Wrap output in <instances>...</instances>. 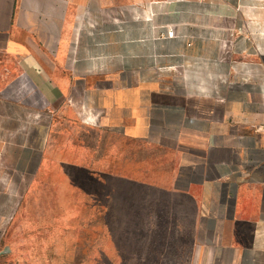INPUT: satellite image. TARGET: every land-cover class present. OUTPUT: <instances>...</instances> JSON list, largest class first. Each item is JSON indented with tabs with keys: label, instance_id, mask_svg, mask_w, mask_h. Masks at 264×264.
I'll use <instances>...</instances> for the list:
<instances>
[{
	"label": "crops",
	"instance_id": "1",
	"mask_svg": "<svg viewBox=\"0 0 264 264\" xmlns=\"http://www.w3.org/2000/svg\"><path fill=\"white\" fill-rule=\"evenodd\" d=\"M69 109L171 157L109 181L110 244L264 264V0H0V264H21L7 229Z\"/></svg>",
	"mask_w": 264,
	"mask_h": 264
},
{
	"label": "rangeland",
	"instance_id": "2",
	"mask_svg": "<svg viewBox=\"0 0 264 264\" xmlns=\"http://www.w3.org/2000/svg\"><path fill=\"white\" fill-rule=\"evenodd\" d=\"M64 112L52 119L42 183L34 180L21 190L18 211L7 229L15 259L21 264H172L180 258L162 246L157 247L161 253L151 247L147 253L130 251L124 232L116 248L105 222L113 176L158 180L166 174L160 171L171 167V157L95 129L71 109ZM43 117L28 118L39 122ZM122 192L118 195H126Z\"/></svg>",
	"mask_w": 264,
	"mask_h": 264
},
{
	"label": "built area",
	"instance_id": "3",
	"mask_svg": "<svg viewBox=\"0 0 264 264\" xmlns=\"http://www.w3.org/2000/svg\"><path fill=\"white\" fill-rule=\"evenodd\" d=\"M175 33H176V32H175V30H174L173 28H170V29L168 30V35H169V36H172V37H173V36H175Z\"/></svg>",
	"mask_w": 264,
	"mask_h": 264
}]
</instances>
